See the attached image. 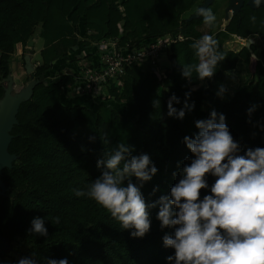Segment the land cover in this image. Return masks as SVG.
<instances>
[{
  "label": "trees",
  "instance_id": "1",
  "mask_svg": "<svg viewBox=\"0 0 264 264\" xmlns=\"http://www.w3.org/2000/svg\"><path fill=\"white\" fill-rule=\"evenodd\" d=\"M34 1L0 0V100L4 96L2 83L11 76V57L19 49L33 53L28 42L37 27L43 40L42 64L49 73L35 87L31 98L19 105L17 124L9 132L7 152L15 160L0 174L5 186L0 194V238L8 242L14 254L10 259L0 254V264H18L26 257L36 264L64 258L69 264H170L167 257L175 250L164 247L163 236L174 229L161 228L157 219L159 205L149 210V232L143 238H133L131 230H124L105 208L87 196H76L74 190L87 191L106 170L97 167V161L123 142L132 147V155H149L158 169L142 186L137 178H131L146 203L158 201L161 196L171 198V188L181 178V169L195 158L184 137L194 138L199 131L195 122L208 119L213 110L225 116L234 141L240 145L239 154L249 148H264V59L260 57L264 54V8L251 9L244 0L225 28L228 0H214L207 7L216 16L212 27L204 23L202 16L189 20L204 0H74L66 13L68 22L59 24L39 22L32 13ZM44 1L49 5L53 0ZM113 14L120 17L115 24L110 21ZM88 33L94 41L120 37L124 42L133 40L139 47L167 36L175 42L165 51L169 66L159 71L145 65L132 67L123 85L117 92L112 89L105 100L70 99H75L67 109L74 123L61 125L47 111L60 107L58 101L65 83L50 75L63 74L76 64L82 51L92 50L82 42ZM205 34L218 41L235 84L219 78V65L210 79L201 81L195 78V72L191 81L182 76V65L199 63L190 45ZM233 36L248 42L252 64L247 65L238 52L223 50ZM33 79L30 74L25 80ZM67 82L72 80L68 77ZM221 87L224 92L217 95ZM186 93H190L187 102L195 107L185 109L183 119L161 114L139 127L134 101H145L154 95L167 106L175 94L180 102H173V107L180 110ZM119 105L125 107L122 113L117 112ZM113 114H117V120L111 128V140L107 141L99 124L110 126ZM216 179L206 175L208 188L201 189V200L212 194L210 189ZM57 216L59 224L54 223ZM36 217L45 218L47 237L30 231Z\"/></svg>",
  "mask_w": 264,
  "mask_h": 264
},
{
  "label": "clouds",
  "instance_id": "2",
  "mask_svg": "<svg viewBox=\"0 0 264 264\" xmlns=\"http://www.w3.org/2000/svg\"><path fill=\"white\" fill-rule=\"evenodd\" d=\"M253 4L259 8L261 0H253ZM196 11L206 25L214 26L216 16L211 8L201 7ZM251 19L255 21L256 17ZM190 47L199 63L182 65V76L191 81L195 72V78L201 81L212 78L226 57L218 50V41L213 35L205 34ZM223 92L221 87L217 95ZM185 95L184 108L180 110L173 107V102L179 103V99L175 94L170 97L168 116L183 119L185 109L191 111L195 107L187 102L190 93ZM152 103L159 109V99ZM195 126L199 131L194 138L184 137L195 158L181 169V178L171 188V198L161 196L158 201L146 203L140 187L131 178H137L142 186L158 169L149 155H132V147L123 142L104 153L97 167L106 170L93 180L87 191L74 190L75 195L93 199L124 230H131L133 238H143L149 232V210L159 205L157 219L161 228L174 229L163 236L164 247L175 250L174 255L167 257L170 264H264V148H249L243 155L239 154L240 145L234 141L225 116L215 110L208 119L196 121ZM207 174L217 179L211 186L212 194L201 200V189L208 188ZM59 222L60 218L55 217L54 223ZM31 223L32 233L48 236L45 218L36 217ZM18 264L36 262L26 257ZM47 264H69V261L48 259Z\"/></svg>",
  "mask_w": 264,
  "mask_h": 264
},
{
  "label": "rangeland",
  "instance_id": "3",
  "mask_svg": "<svg viewBox=\"0 0 264 264\" xmlns=\"http://www.w3.org/2000/svg\"><path fill=\"white\" fill-rule=\"evenodd\" d=\"M73 3H74V0H67L66 7H64V0L63 1L53 0L49 5H47L44 0H35L33 8H32L33 10L32 13H33V16L39 22H42L44 20H48V21L53 20L59 24H63V23L66 24L68 22L66 13L70 9V6L73 7ZM231 17L232 15L229 16L228 19L226 20L224 24L225 28L229 26ZM117 20L119 21L120 17L113 14L110 19L111 23L115 24ZM39 31H40V28L37 27L35 31L33 32L28 42V49L31 52H33L32 54H30L31 64L33 66L32 74L35 77V79H39V81L43 82V80L49 76V73H48V70L42 64V60H41L40 51L43 48V40L39 37ZM92 41H93V37L90 33H88L86 37L82 39V42L85 45H90ZM218 50L221 52V48H218ZM223 50H226V51L231 50V51L238 52V54H240V56L248 63L247 65L252 64V61L250 59L252 55L250 53L248 42L246 40L233 36L231 40H229L228 42L224 44ZM25 54L26 53H24L22 50L19 49L17 53L11 57L10 64H9L10 70H11V76L9 79L5 80V82L3 81L4 87H6L7 84L11 83L12 85L11 95L19 94V92L22 89L28 86L29 82H27L25 79H26V76L30 74L27 75L24 70L23 57ZM260 57L264 59V54H261ZM169 64H170L169 60L167 59V56L165 55L160 60V66L166 67V66H169ZM218 65L221 70V74L219 78L223 81H226V80L232 81L231 84H235L232 77H230L229 75L225 62L222 61ZM63 74L58 75V72H55L54 75L51 74L50 76L53 78L58 76L59 81H60V78L62 77ZM112 89H113V92H117V85L113 84L110 86V88L109 87L106 88L105 91L107 93H110ZM123 89L127 90V87H123ZM61 94L63 95L60 96V99L58 101V105L60 107H54V109L47 111V114L50 116V118H52V120L57 121V123L61 125L71 126L74 122L70 119L67 109L69 108L71 104L75 103V100L68 101L69 99H72L71 96H73V94H71V91L68 93L67 87L64 84L62 85ZM155 99L160 100L159 109L153 106L152 102ZM133 104L136 110L139 112V118L137 122L139 127L146 126L150 120L157 117L158 115L168 113V108L165 104V101L162 100L161 98H157L154 95L149 96V99L145 101H134ZM1 109L2 107H1V101H0V115L2 112ZM116 109L118 113H122L123 111H125L124 105L116 106ZM116 120H117V114H113L111 118L110 126H102L99 124L100 128L102 129L101 135L105 137L107 141L111 140L110 139L111 132H112L111 128L116 123ZM144 122L145 124H143ZM0 252L6 255L8 259H10V257H12V255L14 254V249L8 244L7 241L0 239Z\"/></svg>",
  "mask_w": 264,
  "mask_h": 264
},
{
  "label": "built area",
  "instance_id": "4",
  "mask_svg": "<svg viewBox=\"0 0 264 264\" xmlns=\"http://www.w3.org/2000/svg\"><path fill=\"white\" fill-rule=\"evenodd\" d=\"M174 42L167 36L139 47L133 40L124 42L120 37L98 41L93 39L89 45L92 50L80 56L72 68L64 70L61 78L64 79L68 93L71 91L73 94L72 98L105 100L110 96L105 89L113 84L117 88L121 87L124 76L132 67L145 65L159 71L162 68L160 60L165 56L168 46ZM68 77L72 80L70 84L67 82Z\"/></svg>",
  "mask_w": 264,
  "mask_h": 264
},
{
  "label": "water",
  "instance_id": "5",
  "mask_svg": "<svg viewBox=\"0 0 264 264\" xmlns=\"http://www.w3.org/2000/svg\"><path fill=\"white\" fill-rule=\"evenodd\" d=\"M214 0H204L203 4L199 7L207 8ZM228 7L225 10L226 17L228 18L229 15L232 13V16H236L240 9L242 8L244 4V0H228ZM247 6H249L251 9H257L255 5L253 4V0H247L246 2ZM260 7L264 8V0H261ZM199 15L197 14V11L189 18L196 19ZM263 25H264V19H263ZM23 63H24V70L25 73L32 74L33 73V66L31 64V57L28 53H26L23 57ZM10 76L7 77L9 79ZM6 79V80H7ZM5 82V80H4ZM40 81L38 79H33L28 83V86L22 89L19 94L11 95L12 91V85L11 83L7 84L6 87H4V96L0 100L1 101V107L2 112L0 115V174L1 172L6 168L12 167V162L15 160V156L10 155L7 152L11 137L9 135V132L13 128L14 125L17 124L16 121V115L18 112L19 105L27 101L31 98L33 94V89L36 85H38ZM5 191L4 184L0 181V194H2ZM2 239V238H0Z\"/></svg>",
  "mask_w": 264,
  "mask_h": 264
},
{
  "label": "crops",
  "instance_id": "6",
  "mask_svg": "<svg viewBox=\"0 0 264 264\" xmlns=\"http://www.w3.org/2000/svg\"><path fill=\"white\" fill-rule=\"evenodd\" d=\"M52 22H55V23H57L56 21H53V20H51ZM63 24H65V23H63ZM88 53V51H87V49L86 50H84V51H82V54H80L81 56L82 55H86ZM2 85H3V83H2ZM4 87V86H3ZM72 98V97H71ZM75 99H73V100H68V101H74ZM76 100H78V99H76ZM79 100H81L82 101V99H79ZM85 102H87V101H89L88 99H83Z\"/></svg>",
  "mask_w": 264,
  "mask_h": 264
},
{
  "label": "flooded vegetation",
  "instance_id": "7",
  "mask_svg": "<svg viewBox=\"0 0 264 264\" xmlns=\"http://www.w3.org/2000/svg\"><path fill=\"white\" fill-rule=\"evenodd\" d=\"M232 18V17H231ZM0 254H2L1 252H0Z\"/></svg>",
  "mask_w": 264,
  "mask_h": 264
}]
</instances>
